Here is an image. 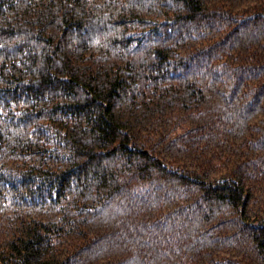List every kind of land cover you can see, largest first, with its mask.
I'll return each instance as SVG.
<instances>
[{
	"label": "trees",
	"instance_id": "obj_1",
	"mask_svg": "<svg viewBox=\"0 0 264 264\" xmlns=\"http://www.w3.org/2000/svg\"><path fill=\"white\" fill-rule=\"evenodd\" d=\"M0 264H264V0H0Z\"/></svg>",
	"mask_w": 264,
	"mask_h": 264
}]
</instances>
